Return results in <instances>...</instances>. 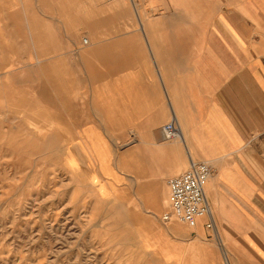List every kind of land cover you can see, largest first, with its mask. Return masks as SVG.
I'll list each match as a JSON object with an SVG mask.
<instances>
[{
	"label": "crops",
	"instance_id": "1",
	"mask_svg": "<svg viewBox=\"0 0 264 264\" xmlns=\"http://www.w3.org/2000/svg\"><path fill=\"white\" fill-rule=\"evenodd\" d=\"M106 2L117 3L91 21L87 0L91 118L125 121L158 201L187 157L211 164L204 190L213 226L206 215L184 231V257L198 247L216 264H264V0ZM37 35L34 63L55 86L65 74L56 68L63 54H53L59 36L45 28ZM173 116L180 142L162 130Z\"/></svg>",
	"mask_w": 264,
	"mask_h": 264
},
{
	"label": "rangeland",
	"instance_id": "2",
	"mask_svg": "<svg viewBox=\"0 0 264 264\" xmlns=\"http://www.w3.org/2000/svg\"><path fill=\"white\" fill-rule=\"evenodd\" d=\"M113 3L91 0V21ZM88 22L87 0H0V264H216L198 247L184 257L191 226L162 220L167 182L161 202L146 190L145 152L125 121L91 118ZM44 28L59 36L56 82L75 101L34 63Z\"/></svg>",
	"mask_w": 264,
	"mask_h": 264
},
{
	"label": "built area",
	"instance_id": "3",
	"mask_svg": "<svg viewBox=\"0 0 264 264\" xmlns=\"http://www.w3.org/2000/svg\"><path fill=\"white\" fill-rule=\"evenodd\" d=\"M86 42L85 38L83 43ZM162 130L169 139L180 137L181 134L174 116L163 125ZM212 174L213 168L209 162L191 159L183 172L170 176L166 181L169 190V209L162 215V220L168 222L176 218L192 227L198 218L210 215L204 187ZM206 226L209 228L213 226L211 215Z\"/></svg>",
	"mask_w": 264,
	"mask_h": 264
},
{
	"label": "bare ground",
	"instance_id": "4",
	"mask_svg": "<svg viewBox=\"0 0 264 264\" xmlns=\"http://www.w3.org/2000/svg\"><path fill=\"white\" fill-rule=\"evenodd\" d=\"M54 76H56V75H54ZM62 77H63V76H62ZM60 78H61V77H60ZM53 80H55V78H54ZM55 82H56V81H55ZM58 82H59V81H58ZM61 82H62V80H61ZM54 85L56 86L58 92H60L61 95H64V94H65V95L67 96V98L64 97L65 95L63 96V98L65 99V101H68V102H70V100H71V101H75L73 98H71V97H69V96L67 95V93H68V92H67V89L64 90V89L67 88V87H65V86H63V85H61V84H58V83H57V84L54 83ZM78 106H79V105H78ZM88 134H90V133H88ZM74 147L76 148V146H74ZM74 147H73V148H74ZM75 148H74V150H77V151H78V148H77V149H75ZM81 149H82V148H81ZM81 149H80V150H81ZM80 150H79V151H80ZM71 151H72V150H71ZM77 151H74V152H76V154H77ZM79 151H78V152H79ZM79 159H80V158H79ZM163 205H164V204H163ZM174 226H179V224H176V223H175Z\"/></svg>",
	"mask_w": 264,
	"mask_h": 264
}]
</instances>
